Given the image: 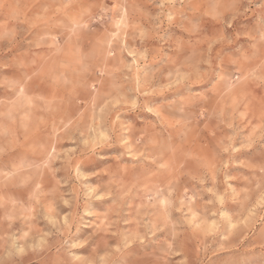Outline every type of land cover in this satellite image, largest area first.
Instances as JSON below:
<instances>
[{
	"label": "rangeland",
	"instance_id": "obj_1",
	"mask_svg": "<svg viewBox=\"0 0 264 264\" xmlns=\"http://www.w3.org/2000/svg\"><path fill=\"white\" fill-rule=\"evenodd\" d=\"M185 18L200 16L178 0H0V264H63L66 240H88L75 251L92 254L90 234L117 208L103 187L114 161L95 155L118 151L98 147L101 117L134 109L137 82L153 99L183 90L180 77L167 76L192 62L176 51ZM203 19L213 52L246 43L226 42ZM254 20L240 17L234 27L244 33ZM258 65H230L212 103L190 101L186 127L178 112L162 110L155 130L166 144L149 150L155 163L136 148L121 161L129 194L117 227L104 224L110 246H128L112 264H264Z\"/></svg>",
	"mask_w": 264,
	"mask_h": 264
},
{
	"label": "clouds",
	"instance_id": "obj_2",
	"mask_svg": "<svg viewBox=\"0 0 264 264\" xmlns=\"http://www.w3.org/2000/svg\"><path fill=\"white\" fill-rule=\"evenodd\" d=\"M166 2L175 5L176 0H166ZM179 4L185 7L193 14H199L200 19L193 22L189 18L183 32L186 37H180L184 40V47L177 48L180 55L191 53V63L181 62L180 67L176 69L175 74L168 73L167 80L172 83L175 77H180V83L184 85L183 90L168 96H161L153 99L152 91L145 89L144 85L137 82V87L130 89L135 93L129 97L134 109L122 108L112 115L105 114L101 117L103 121L100 127V143L98 147L115 148L118 151L109 155H100L96 153L99 160L111 159L114 165H110L108 172L109 179L103 187L108 195L116 197L115 204L117 208L113 210L111 216H106L96 225L95 230L90 234L93 252L88 257H82L75 250L88 243L84 241H65V256L63 264H112V257L122 248L128 246L127 240L122 241L119 246L112 247L107 243L109 236L108 227L104 220L110 221V227L115 229L119 223V205L129 194L126 188L123 176L128 169L121 163L124 157L128 156L133 148L137 151H148L145 159L152 157L149 150L164 147L166 141L157 132V123L163 122L162 110L164 112H178L180 114L178 123L187 126L184 114L192 106L190 101H196L204 104H210L219 94L220 85L228 81L229 66L241 61H259L261 70L260 79L264 80V0H178ZM210 16L219 27L217 34L226 42L239 40L241 37L246 39V43L237 44L235 48L225 51L222 55L219 50L212 51V44L204 27L203 17ZM255 16L252 26L244 33L237 32L234 22L240 17ZM175 14H169L168 20L172 21ZM229 30H231L229 32ZM183 69V71H181ZM207 78L206 87L194 88L193 85ZM146 83H151L149 78ZM135 110V118L129 119L126 116L122 118V113ZM141 113L145 115H141ZM149 117H156L154 123ZM178 151L172 149L173 155ZM160 157H152L155 163ZM99 199L100 197H95ZM93 213L85 211L83 215H92ZM88 227L87 224L84 225ZM173 225V230H175ZM111 236H116L117 231H112Z\"/></svg>",
	"mask_w": 264,
	"mask_h": 264
},
{
	"label": "bare ground",
	"instance_id": "obj_3",
	"mask_svg": "<svg viewBox=\"0 0 264 264\" xmlns=\"http://www.w3.org/2000/svg\"><path fill=\"white\" fill-rule=\"evenodd\" d=\"M135 263V262H134Z\"/></svg>",
	"mask_w": 264,
	"mask_h": 264
}]
</instances>
